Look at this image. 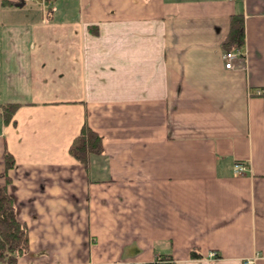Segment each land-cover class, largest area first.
<instances>
[{
	"label": "crops",
	"instance_id": "1",
	"mask_svg": "<svg viewBox=\"0 0 264 264\" xmlns=\"http://www.w3.org/2000/svg\"><path fill=\"white\" fill-rule=\"evenodd\" d=\"M44 1L0 0L15 264H264V0ZM84 123L103 143L86 163Z\"/></svg>",
	"mask_w": 264,
	"mask_h": 264
},
{
	"label": "trees",
	"instance_id": "2",
	"mask_svg": "<svg viewBox=\"0 0 264 264\" xmlns=\"http://www.w3.org/2000/svg\"><path fill=\"white\" fill-rule=\"evenodd\" d=\"M21 0H11L2 3L19 4ZM97 32L96 27L90 28ZM244 43V23L242 13L230 16L229 31L223 42L225 50L241 47ZM16 108V103L1 104L0 113L5 122H8ZM103 149L102 136L84 123L79 133L73 138L69 150L76 158L86 163L90 153H99ZM13 164V157L9 152L4 154V171L1 175L9 180L7 169ZM28 248L27 227L19 221L14 213L13 201L8 194L6 185L0 183V264H15L17 257Z\"/></svg>",
	"mask_w": 264,
	"mask_h": 264
},
{
	"label": "built area",
	"instance_id": "3",
	"mask_svg": "<svg viewBox=\"0 0 264 264\" xmlns=\"http://www.w3.org/2000/svg\"><path fill=\"white\" fill-rule=\"evenodd\" d=\"M235 53L233 51H225L223 54V58L225 60V67H230L231 65V58L233 57ZM247 163L242 162V161H237L234 163V169L237 173L242 174L244 173L245 169L247 168ZM215 254L214 251L210 252V256H213ZM253 259V257L247 258V262H251ZM162 261V258L160 256H156L155 258L149 260L148 262H146V264H160V262Z\"/></svg>",
	"mask_w": 264,
	"mask_h": 264
},
{
	"label": "rangeland",
	"instance_id": "4",
	"mask_svg": "<svg viewBox=\"0 0 264 264\" xmlns=\"http://www.w3.org/2000/svg\"><path fill=\"white\" fill-rule=\"evenodd\" d=\"M22 1H24V2L32 1V2H33V1H39V0H22ZM40 1H41V0H40ZM45 2H47L45 5H46V7L48 8V6H49L48 0H45L44 3H45ZM41 3H42V2H41Z\"/></svg>",
	"mask_w": 264,
	"mask_h": 264
}]
</instances>
